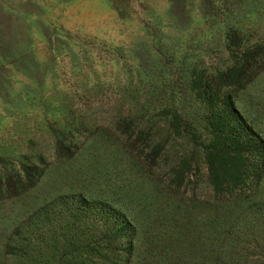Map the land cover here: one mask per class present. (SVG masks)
<instances>
[{
  "label": "rangeland",
  "instance_id": "obj_1",
  "mask_svg": "<svg viewBox=\"0 0 264 264\" xmlns=\"http://www.w3.org/2000/svg\"><path fill=\"white\" fill-rule=\"evenodd\" d=\"M232 65L246 71L229 78ZM214 103L264 139V0H0V249L79 193L135 221V264L209 260L215 234L264 199L255 154L251 179L213 187ZM69 250L58 264H88Z\"/></svg>",
  "mask_w": 264,
  "mask_h": 264
},
{
  "label": "trees",
  "instance_id": "obj_2",
  "mask_svg": "<svg viewBox=\"0 0 264 264\" xmlns=\"http://www.w3.org/2000/svg\"><path fill=\"white\" fill-rule=\"evenodd\" d=\"M245 71L244 65H232L226 76L234 79ZM211 107V125L216 131L205 154L213 187L224 188L226 177L232 186L251 179L253 166L249 162L254 154L258 157L254 172L263 178L264 139L247 132L245 123L227 103L222 115L216 111V103ZM172 126L177 128L175 123ZM64 143L56 140L58 152L66 148ZM25 174L30 182L31 174ZM237 215L230 230L221 229L215 234L216 244L211 243L209 248L212 257L197 264H259L257 254L264 253V199ZM137 226L128 214L107 201L79 193L59 195L15 228L0 249V264H17L20 260L22 264H43L50 256L58 264L57 257L65 258L70 247L87 250L88 264H135L141 238ZM197 237L203 238L201 232ZM52 244L60 247L47 258L45 248ZM94 256L99 259L94 261Z\"/></svg>",
  "mask_w": 264,
  "mask_h": 264
}]
</instances>
